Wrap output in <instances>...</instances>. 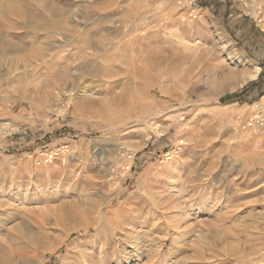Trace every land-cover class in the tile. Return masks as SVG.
<instances>
[{
	"label": "rangeland",
	"instance_id": "obj_1",
	"mask_svg": "<svg viewBox=\"0 0 264 264\" xmlns=\"http://www.w3.org/2000/svg\"><path fill=\"white\" fill-rule=\"evenodd\" d=\"M250 2L0 0V264H264Z\"/></svg>",
	"mask_w": 264,
	"mask_h": 264
},
{
	"label": "bare ground",
	"instance_id": "obj_2",
	"mask_svg": "<svg viewBox=\"0 0 264 264\" xmlns=\"http://www.w3.org/2000/svg\"><path fill=\"white\" fill-rule=\"evenodd\" d=\"M245 1H247V0H245ZM257 1L258 0H251V2L249 3L250 5H251V10H252V14L255 16V17H258L259 16V14L260 13H262L261 11H259L258 9H257V7H256V3H257ZM259 1H261V2H264V0H259ZM44 5V4H43ZM47 6V5H46ZM45 9V8H44ZM49 11H51L52 13H54V14H57V11L54 9V7L52 6V3H50V4H48V8H47ZM46 9V10H47ZM48 13V12H47ZM50 13V12H49ZM65 14V13H64ZM61 15V14H60ZM60 15H58V16H60ZM51 16H53V15H51ZM55 16H57V15H55ZM64 16V15H63ZM66 16V15H65ZM43 17V16H42ZM45 17V16H44ZM22 18V17H21ZM25 18V20H26V17H24ZM54 18V17H53ZM52 18V19H53ZM55 19H56V17H55ZM59 18H57L56 20H58ZM71 21V20H70ZM61 22V21H60ZM75 23V22H74ZM64 24V23H63ZM69 24V23H68ZM34 25H36V24H34ZM32 26V25H31ZM34 27H36V26H34ZM37 27H39V26H37ZM36 27V28H37ZM39 29H40V27H39ZM4 42H5V40H4ZM45 55H46V53H44ZM47 58V57H46ZM45 58V59H46ZM47 62V61H46ZM96 64V63H95ZM260 70H261V68L258 66V65H256L255 67H254V70H252L249 74H247V75H245L239 82H238V84L237 85H235V86H243V85H245L248 81H251V80H255L256 78H258V76H259V73H260ZM235 86H233V88L235 87ZM0 125H2V124H0ZM87 203H90V202H87ZM89 210V209H88ZM77 213V212H76ZM103 216V215H102ZM5 218V217H4ZM95 220V219H94ZM118 223V222H117ZM94 225V223H92L91 225L89 224L88 226H87V228H91L92 226ZM120 226H121V224H120ZM121 228V227H120ZM113 230V229H112ZM68 231V230H67ZM67 231H66V233H67ZM28 234V233H27ZM40 234V233H39ZM71 234V233H70ZM70 234H68L67 235V237L70 235ZM26 236V235H25ZM32 237V236H31ZM124 239V238H123ZM64 242H66V240H61V241H58V245L60 246V245H62ZM75 242V244H76V239L74 238L73 239V243ZM84 242V241H83ZM87 242V241H86ZM81 244V243H80ZM84 244H85V242H84ZM66 245H68V244H66ZM99 245V244H98ZM69 246H72V244H69ZM69 246H68V249H69ZM80 246V245H79ZM84 246V245H83ZM127 246V245H126ZM92 249V248H91ZM253 249V248H252ZM54 250V249H53ZM90 250V249H89ZM30 252V251H29ZM91 252V251H90ZM68 253V252H67ZM80 253H82V254H84V255H86L85 257H86V261H85V264H89V262H90V257L92 256V254H91V256L89 255L90 253L89 252H87V249L86 248H82V250L80 251ZM78 254V253H77ZM95 254V253H94ZM101 254V253H100ZM96 255V254H95ZM22 259L24 260L23 261V263H27V264H41V263H43L46 259H44V258H41L40 260H37V261H35V262H32L31 260H30V258H28V256L26 255V252L25 253H23L22 254ZM30 256V255H29ZM35 256V255H34ZM71 256V255H70ZM19 257H21V256H19ZM18 257V258H19ZM78 257H79V255H78ZM84 257V256H83ZM250 257V256H249ZM238 259V258H237ZM82 264H83V262H81ZM100 264V263H99Z\"/></svg>",
	"mask_w": 264,
	"mask_h": 264
},
{
	"label": "trees",
	"instance_id": "obj_3",
	"mask_svg": "<svg viewBox=\"0 0 264 264\" xmlns=\"http://www.w3.org/2000/svg\"><path fill=\"white\" fill-rule=\"evenodd\" d=\"M264 77V73H260L259 77H258V80L257 81H254L252 82L251 84L253 86H257L259 85V82L263 79ZM247 90V87H245V89L241 92H235L233 94H230L224 98H221L220 101L221 102H228V101H231V100H236V99H240L242 97V94Z\"/></svg>",
	"mask_w": 264,
	"mask_h": 264
}]
</instances>
